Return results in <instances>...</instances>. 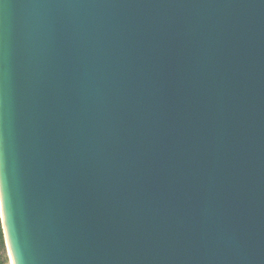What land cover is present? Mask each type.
<instances>
[{"label": "water", "instance_id": "water-1", "mask_svg": "<svg viewBox=\"0 0 264 264\" xmlns=\"http://www.w3.org/2000/svg\"><path fill=\"white\" fill-rule=\"evenodd\" d=\"M15 264H264V0H0Z\"/></svg>", "mask_w": 264, "mask_h": 264}, {"label": "trees", "instance_id": "trees-1", "mask_svg": "<svg viewBox=\"0 0 264 264\" xmlns=\"http://www.w3.org/2000/svg\"><path fill=\"white\" fill-rule=\"evenodd\" d=\"M4 252H5L4 235H3L2 225L0 222V264H4V260H3Z\"/></svg>", "mask_w": 264, "mask_h": 264}, {"label": "clouds", "instance_id": "clouds-1", "mask_svg": "<svg viewBox=\"0 0 264 264\" xmlns=\"http://www.w3.org/2000/svg\"><path fill=\"white\" fill-rule=\"evenodd\" d=\"M3 214H4V190H3V184L0 183V222L3 221Z\"/></svg>", "mask_w": 264, "mask_h": 264}, {"label": "rangeland", "instance_id": "rangeland-1", "mask_svg": "<svg viewBox=\"0 0 264 264\" xmlns=\"http://www.w3.org/2000/svg\"><path fill=\"white\" fill-rule=\"evenodd\" d=\"M4 246H5V252H4V257H3L4 264H11L10 263L9 254H8V249H7V244H6L5 236H4ZM5 258H6V260H5Z\"/></svg>", "mask_w": 264, "mask_h": 264}, {"label": "bare ground", "instance_id": "bare-ground-1", "mask_svg": "<svg viewBox=\"0 0 264 264\" xmlns=\"http://www.w3.org/2000/svg\"><path fill=\"white\" fill-rule=\"evenodd\" d=\"M3 216H4V214H3ZM3 219H4V217H3ZM7 249H8V254H9V258H10V263L14 264V255H13V252H12V249H11V245H10L9 239L7 240Z\"/></svg>", "mask_w": 264, "mask_h": 264}, {"label": "snow or ice", "instance_id": "snow-or-ice-1", "mask_svg": "<svg viewBox=\"0 0 264 264\" xmlns=\"http://www.w3.org/2000/svg\"><path fill=\"white\" fill-rule=\"evenodd\" d=\"M14 264H15V259H14Z\"/></svg>", "mask_w": 264, "mask_h": 264}]
</instances>
